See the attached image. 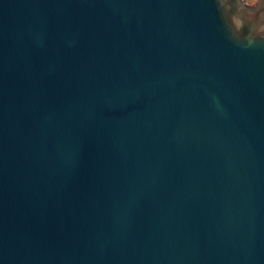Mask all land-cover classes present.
<instances>
[{
	"label": "water",
	"instance_id": "95a60500",
	"mask_svg": "<svg viewBox=\"0 0 264 264\" xmlns=\"http://www.w3.org/2000/svg\"><path fill=\"white\" fill-rule=\"evenodd\" d=\"M0 264H264V41L217 0H0Z\"/></svg>",
	"mask_w": 264,
	"mask_h": 264
},
{
	"label": "clouds",
	"instance_id": "9594fccd",
	"mask_svg": "<svg viewBox=\"0 0 264 264\" xmlns=\"http://www.w3.org/2000/svg\"><path fill=\"white\" fill-rule=\"evenodd\" d=\"M254 0H244V4H251ZM218 7L234 37L254 42L264 41V13L249 20L242 11L240 0H217Z\"/></svg>",
	"mask_w": 264,
	"mask_h": 264
},
{
	"label": "rangeland",
	"instance_id": "374dc122",
	"mask_svg": "<svg viewBox=\"0 0 264 264\" xmlns=\"http://www.w3.org/2000/svg\"><path fill=\"white\" fill-rule=\"evenodd\" d=\"M257 1V0H254V2ZM251 4H254V3H251Z\"/></svg>",
	"mask_w": 264,
	"mask_h": 264
},
{
	"label": "trees",
	"instance_id": "16d2710c",
	"mask_svg": "<svg viewBox=\"0 0 264 264\" xmlns=\"http://www.w3.org/2000/svg\"><path fill=\"white\" fill-rule=\"evenodd\" d=\"M258 1V0H257ZM257 1L253 2V3H256Z\"/></svg>",
	"mask_w": 264,
	"mask_h": 264
}]
</instances>
